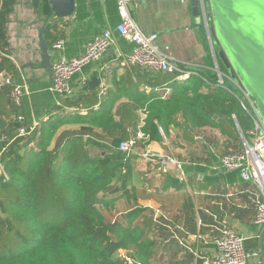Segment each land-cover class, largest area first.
Segmentation results:
<instances>
[{
    "label": "trees",
    "instance_id": "obj_1",
    "mask_svg": "<svg viewBox=\"0 0 264 264\" xmlns=\"http://www.w3.org/2000/svg\"><path fill=\"white\" fill-rule=\"evenodd\" d=\"M207 23L211 25L210 14ZM54 27L48 24L43 31L48 47L58 40L52 39ZM200 40L205 56L187 80L138 66L125 68L106 95L87 84L74 98L55 93L58 105L75 112L44 113L46 119L43 113L35 114L37 125L26 137H18L17 130L32 125L29 102L40 90L29 85V94L16 106L10 99L11 85L0 86V134L5 136L0 162L6 173V178L0 174V264H154L155 241L146 231L151 219L142 214L144 209L130 205L122 216L116 210L118 200L129 203L134 196L125 187L134 179L136 156L118 145L133 134L138 111L145 114L140 150L160 141V130L166 134L174 128L192 141L194 133L211 127L227 138L226 151H241L238 128L244 133L252 125L229 79L236 76L225 55L214 47L223 76L220 84L203 31ZM3 71L17 83V70L0 56ZM165 84L168 93L156 90ZM40 88L46 90L47 85ZM114 93L126 100L117 111ZM19 115L23 121L16 120ZM66 124L79 127L59 133ZM92 150L99 152L92 155ZM174 184L181 186L177 180ZM191 206L184 209L189 216L194 214ZM234 209L243 216L242 209ZM118 250L128 251V256Z\"/></svg>",
    "mask_w": 264,
    "mask_h": 264
},
{
    "label": "crops",
    "instance_id": "obj_2",
    "mask_svg": "<svg viewBox=\"0 0 264 264\" xmlns=\"http://www.w3.org/2000/svg\"><path fill=\"white\" fill-rule=\"evenodd\" d=\"M74 4L72 15L56 18L48 0H0V56L9 59L17 70V83L24 82L40 90L37 99L29 102L30 124L38 122L35 114L75 112L74 108L58 105L55 93L50 90L51 73L41 65L40 29L44 38L46 26L55 24L51 31L52 39L62 38L63 54L67 58H73L84 51L87 41L103 29L113 28L119 21L115 0H74ZM129 10L144 33H157V44L169 47L177 64L191 70L200 66L205 56L200 40L203 31L215 70L214 47H220L214 43V38L212 42L209 39V24L206 26L202 9L198 19L190 9L189 0L186 4L173 0H145L138 2L135 7L130 6ZM20 31L24 33L19 36L17 33ZM22 37L28 38L26 42H21ZM116 45L99 60L84 66L71 79V98L77 96L85 84L89 86L93 78H98L99 82L89 87L93 89L98 86L99 95H106L110 89L114 90V80L124 73L125 68H130L119 64L121 56L117 55V48L123 55L132 49V44L119 36L116 37ZM215 72L218 73L216 70ZM44 84L47 85L46 90L40 88ZM112 101L115 111L126 103L119 93H114ZM81 112L84 114L86 110L82 109ZM144 117L143 111L139 110V119L129 139L134 136ZM46 118L44 115L43 119ZM78 127L79 125L66 124L60 128L59 133L63 130H77ZM160 134V141H152L143 150L137 148V145L134 147L131 153L136 156L134 179L125 187L134 196L129 203H126L125 198L116 203V210L121 216L130 205H134L144 209L142 214L151 219V225L146 231L155 241L157 259L154 264H201L203 259L216 250L214 237L216 229L222 225H229L241 233L246 238V248L258 250V256L250 258L251 263H264V225L252 223V193H257V189L247 182L243 183L235 171L224 172L215 168L218 155L226 152L227 138L211 127L194 133L192 141L183 139L171 127L166 134L160 130ZM198 135L203 140L196 139ZM163 137L167 140L166 143ZM145 151H152L153 157L143 158ZM95 152L96 154H92ZM98 152L92 150L91 154L97 155ZM167 154H172L181 161L184 179L178 176L172 166L166 172L160 170L158 156ZM175 180L181 183L180 187L175 186ZM121 192L120 190L115 196ZM243 196L246 200L242 199ZM188 204L193 207L192 216L184 211ZM234 208L242 209L243 216ZM189 213L191 214L190 211ZM123 251L125 252L120 253L128 256V251ZM186 255L191 258H186Z\"/></svg>",
    "mask_w": 264,
    "mask_h": 264
},
{
    "label": "built area",
    "instance_id": "obj_3",
    "mask_svg": "<svg viewBox=\"0 0 264 264\" xmlns=\"http://www.w3.org/2000/svg\"><path fill=\"white\" fill-rule=\"evenodd\" d=\"M103 2L108 0H101ZM145 0H115L116 9L119 14V21L113 28H105L99 34H96L92 39L84 45V51L73 58H67L63 54L64 40L58 38L50 47V68L51 82L50 90L58 95L71 97L73 88L70 86L71 79L83 70V67L99 60L107 54L110 48L116 45V37H122L132 44V49L129 53L122 54L117 48V55L121 56L119 64L121 66L132 67L138 66L148 71H156L166 74H173L174 80H187L195 71L185 66L177 64L175 58L171 54L169 47H160L157 44V33H144L133 20L130 12V6L135 7L138 2ZM180 4H186L188 0H173ZM204 21L207 26V8L204 4L201 5ZM206 14V15H205ZM206 16V17H205ZM218 83L223 84L222 74L217 73ZM239 92L238 101L242 109L249 115L252 120V125L244 131L240 130L239 138H241V151H231L220 153L219 160L216 164L217 169L224 172L235 171L240 180L248 182L252 187L257 189L254 194V216L252 223L257 226L264 225V124L260 119L254 100L250 97L247 91L242 88L237 79L229 78ZM12 77L9 73L3 71L0 73V86L9 84L10 99L14 105L20 106L22 96L29 94L30 87L22 82L11 83ZM157 91L168 93L170 86L164 85L157 88ZM17 121H23L22 116L16 117ZM144 121L140 120V124L132 138L126 141H121L118 148L124 152L132 153L139 139L144 138L141 130ZM37 123H32L28 127L23 126L17 130L18 137H26L34 129ZM5 136L0 134V141L4 140ZM165 139V137H163ZM196 139L203 140L201 135L196 136ZM167 140L165 139L164 143ZM32 145V143H31ZM4 150L2 148L1 152ZM152 151H145L142 154L143 158L151 159ZM160 162V170L166 172L171 166L178 172V176L184 179L182 172V164L178 158L172 154L158 156ZM0 174L6 178V173L2 163L0 162ZM217 233L214 237L215 251L209 257L203 259L201 264H264L256 261L250 262V258L257 257L259 252L256 249H249L245 246L246 238L231 226L222 225L217 228ZM129 260V259H128Z\"/></svg>",
    "mask_w": 264,
    "mask_h": 264
},
{
    "label": "water",
    "instance_id": "obj_4",
    "mask_svg": "<svg viewBox=\"0 0 264 264\" xmlns=\"http://www.w3.org/2000/svg\"><path fill=\"white\" fill-rule=\"evenodd\" d=\"M48 2L56 18L73 14L74 0ZM204 4L210 11L209 39L212 42L214 38V43L220 47L236 79L254 100L264 124V0H189L190 9L197 19ZM39 32L41 65L51 73V53L42 29ZM215 65V70L221 74L216 62ZM98 82V78H93L89 86Z\"/></svg>",
    "mask_w": 264,
    "mask_h": 264
},
{
    "label": "rangeland",
    "instance_id": "obj_5",
    "mask_svg": "<svg viewBox=\"0 0 264 264\" xmlns=\"http://www.w3.org/2000/svg\"><path fill=\"white\" fill-rule=\"evenodd\" d=\"M208 12H209V9H208ZM15 32H16V31H15ZM21 33H24V32L20 31V32H18L17 34L20 36ZM27 39H28V38H26V37H22L21 42H26ZM92 154H96V152H95V153H92ZM118 251H119V253H120V252H122V253L125 252V251H123V250H118Z\"/></svg>",
    "mask_w": 264,
    "mask_h": 264
}]
</instances>
